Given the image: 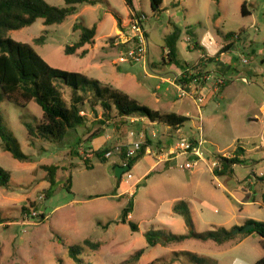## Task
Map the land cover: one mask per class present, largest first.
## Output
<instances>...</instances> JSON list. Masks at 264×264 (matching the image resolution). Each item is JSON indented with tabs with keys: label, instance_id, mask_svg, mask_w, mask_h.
<instances>
[{
	"label": "rangeland",
	"instance_id": "1",
	"mask_svg": "<svg viewBox=\"0 0 264 264\" xmlns=\"http://www.w3.org/2000/svg\"><path fill=\"white\" fill-rule=\"evenodd\" d=\"M46 1L65 6L64 0ZM96 1L95 5H79V12L62 24L47 26L44 19H38L9 36L32 45L55 68L99 79L141 105L190 120L163 136L162 126L146 127L147 122L132 121L134 117L125 124L108 121L101 118L100 107L95 113L86 104L82 108L85 127L71 130L62 141H48L30 135L27 127L43 121V110L35 101L27 107L3 101V124L30 160L15 159L3 149L0 139V166L10 173L9 184L0 185V212L5 219L0 224V264H77L68 253L73 245H83L84 261L89 264H256L264 257L262 238L256 233L223 245L188 238L166 246H149L145 234L162 230L167 235H188L192 228L198 233L230 230L244 226L249 219L264 223V0H163L157 12L150 0H133L134 9L125 0ZM244 2L248 15L242 13ZM136 12L145 17L149 64L131 62L115 44L120 29ZM77 24L97 26L95 44L85 47L89 51L85 57L64 51L79 39L80 31L74 29ZM174 32L178 41L173 63L166 54L170 51L167 39ZM231 32L236 33L231 38L233 50L202 65L203 53L196 44L215 52L226 44L223 34ZM190 73L201 79L190 80L192 87L187 89L189 84L179 79H189ZM167 79L180 87L165 82ZM219 79L225 84L214 90ZM204 84L212 91L207 88L199 93L197 97H208L199 108L194 97L196 88ZM64 92L68 98L69 90ZM93 132L103 133L95 138L96 146L107 137L99 146L111 149L106 162L93 154L96 150L88 149ZM200 136L207 141L211 156L231 158L241 145L245 148L241 159L247 162L235 164L232 172L221 176L200 162L188 171L153 169L142 179L155 164L152 151H161L163 145L167 153L181 140ZM138 141L147 148L152 146L129 170L133 178L128 185L127 175L118 181L115 170L122 166L123 150ZM51 165L59 170L48 196L51 185L46 167ZM130 202L133 211L128 220L136 224L137 231L121 222ZM180 203L190 209L192 226L174 212L173 207ZM86 239L90 244H84ZM96 243L98 248L93 246ZM140 249L145 252L135 261L133 256Z\"/></svg>",
	"mask_w": 264,
	"mask_h": 264
},
{
	"label": "trees",
	"instance_id": "2",
	"mask_svg": "<svg viewBox=\"0 0 264 264\" xmlns=\"http://www.w3.org/2000/svg\"><path fill=\"white\" fill-rule=\"evenodd\" d=\"M153 11H160L163 0H150ZM217 3L220 0H215ZM65 6L58 7L50 5L46 0H0V104L3 101H10L22 107H27L32 101H35L43 110V121L36 127L27 126L30 135L48 141H62L71 130H77L80 127H85L87 124L86 115L83 114V106L89 104L91 109L97 113V107L102 109V119L108 121H118L123 124L130 117L145 118L150 123H162L172 129L182 128L189 118L177 113H162L159 110H154L146 105H141L137 100L119 89H116L102 81L90 78L78 72H71L61 70L51 66L34 48L28 43H22L14 40L9 36L11 31L20 30L31 26L38 19H44V24L47 26L54 24H62L72 15H76L79 11L78 6L81 4L95 5L96 0H64ZM130 9H134L133 0H125ZM247 2L242 5V13L248 15L246 10ZM118 26L122 24L119 16ZM75 30H79V39L72 45L65 47V54L78 55L85 57L88 50L85 49L88 45L95 44V37L97 34V26L92 27L77 24L74 26ZM191 32L190 30L188 31ZM220 32V31H219ZM222 33V32H221ZM191 34V33H190ZM192 35V38L196 37ZM236 36V33L223 34L226 44L219 50V52L209 57L204 51V47L196 44V48L203 53L200 58L202 65L208 62L217 61L219 56L224 53L232 51L234 46L231 38ZM113 40V39H112ZM178 41V33L174 32L167 39V47H169L168 58L171 62H176V45ZM124 47V46H123ZM125 48V47H124ZM81 52L79 53V51ZM193 69L195 67H192ZM189 75V74H187ZM195 78L191 75L189 79H179L187 85L190 80ZM223 88V87H222ZM66 90H69V97H65ZM116 116H113V113ZM101 119V120H102ZM125 124V123H124ZM101 132H93L89 137L88 149L92 150V141L102 136ZM0 139L2 140V147L4 150L10 152L12 156L20 161H29L27 156L21 149V145L17 138L10 132L3 124V119L0 114ZM93 151V150H92ZM111 152L110 147L101 148L94 151L100 160L106 162L108 158L106 155ZM127 149L123 150L122 161H127L130 169L146 155L147 146L143 145L139 153L132 158L127 159ZM233 157L227 158L223 155H215L222 165L221 171L215 170V175H224L228 171H233V165L246 163V159H241L245 153V148L239 145L233 152ZM92 155V154H90ZM86 165L89 168V162ZM59 167L51 165L46 167L48 174V181L50 182L51 192L56 185V176ZM10 181V173L0 166V185L7 186ZM72 181V176L68 179V184ZM121 181V180H120ZM176 214L183 216L189 226H192L193 219L190 209L183 203L177 204L173 207ZM133 211L132 202L123 210L121 222L129 223L133 231H137L138 227L135 223L128 220L129 215ZM42 216H44L42 214ZM5 219L0 212V224H4ZM247 224H254L255 228L244 234H233V231L238 226L232 229L212 230L205 233H198L192 228L188 235H174L166 234L165 231L156 230L148 231L145 236L149 246L163 245L171 242H183L188 238H197L203 241H213L219 245L227 242L237 240L240 237L256 233L262 238V245L264 247V223L255 220L247 221ZM243 227V226H242ZM167 237V242L165 241ZM84 244H90V240L86 239ZM98 248V244H93ZM86 249L83 245H73L69 247V256L77 264H89L84 261V252ZM145 250H138L133 259L139 260ZM192 258L196 256L189 253ZM150 264H155L153 261ZM256 264H264V257Z\"/></svg>",
	"mask_w": 264,
	"mask_h": 264
},
{
	"label": "built area",
	"instance_id": "3",
	"mask_svg": "<svg viewBox=\"0 0 264 264\" xmlns=\"http://www.w3.org/2000/svg\"><path fill=\"white\" fill-rule=\"evenodd\" d=\"M144 18L145 17L141 16L140 13H134L128 24L125 25L124 28L120 29V34L116 36L115 44L118 47L120 46L125 51L131 62L149 64V38L144 28ZM168 55L169 52L166 54L167 58ZM191 75L193 74L190 73V76ZM209 78L210 76L207 77V79ZM200 79V77H195L194 81L198 82ZM224 84L225 80L219 79L216 83V87L219 88V86ZM177 87H180V85ZM180 91L183 93L182 96L185 95L183 89L180 88ZM205 99V97L201 96L194 97V100L199 103V108H201V104L205 101ZM206 144L207 141L203 136L181 140L174 148L170 149L162 156L161 161H170L177 155H184L186 160L176 165L179 170H193L197 168L200 162H204L208 167H210V169L214 171H221L223 169L222 165L217 158L209 155ZM142 146V142H134L131 147L127 149V159L135 157L142 149ZM111 155L112 153L109 152L106 157H110ZM222 155L228 158L227 155ZM210 156L211 158H208ZM122 164L123 166L128 165L127 161H123ZM125 175H127L128 178L126 181H129L132 178V175L129 171L126 172Z\"/></svg>",
	"mask_w": 264,
	"mask_h": 264
},
{
	"label": "crops",
	"instance_id": "4",
	"mask_svg": "<svg viewBox=\"0 0 264 264\" xmlns=\"http://www.w3.org/2000/svg\"><path fill=\"white\" fill-rule=\"evenodd\" d=\"M78 8H79V6H78ZM79 12V11H78ZM119 31V30H118ZM191 39L193 40V38H192V36H191ZM199 45H201L200 43H198ZM202 46V45H201ZM202 47H204V46H202ZM222 48V45H219L218 46V48L215 50V52H212V53H210L208 50H207V48L206 47H204V51L206 52V54L209 56V57H213V56H215L218 52H219V50ZM233 50V49H232ZM223 55V54H222ZM152 65L153 66H156V64L155 63H152ZM118 67V66H117ZM117 67H116V69H117ZM210 79V78H209ZM99 80V79H98ZM208 80V79H207ZM165 82H170L172 85H174L175 87H177V86H179V85H177V84H174V82L172 81V79H167V80H164ZM103 82V81H102ZM104 84L106 83V82H103ZM107 84H109V83H107ZM192 87V84H189L188 86H186L185 88H187V89H190ZM208 88V86H206V84H204L203 86H201V87H199V88H196V97L199 95V93H201L202 94V91H205L206 89ZM214 88V90H215V88H216V84H215V86L213 87ZM210 88H208V90H209ZM211 90V89H210ZM217 90V89H216ZM221 90V89H220ZM212 91V90H211ZM205 97H206V99H205V101L206 100H208V97H207V95H205ZM204 101V102H205ZM196 102V101H195ZM203 102V103H204ZM203 106H204V104H203ZM185 116V115H184ZM187 117V116H186ZM131 118V117H130ZM141 120L142 122H147V124H144L146 127H150L151 126V128H153L154 126H162V129H163V136H169L170 134H171V127H169V126H167V125H165V124H162V123H150V122H148V120H146L145 118H132V121H134V120ZM190 120V119H189ZM143 125V126H144ZM181 129V128H180ZM180 129H173V130H180ZM109 138H111L110 136H109ZM105 140H107V137H103V139H102V141H101V145L103 144V142H105ZM95 142H96V140L94 139L93 141H92V150H97V149H99V148H101V147H99V146H101V145H99V146H96V144H95ZM152 146V145H151ZM151 146H149L148 148H147V151H148V149L149 148H151ZM166 150H164L163 149V145H162V149H161V151H152V156H153V158H154V160H155V164L153 165V166H151V168L145 173V175L143 176V178L142 179H144V177H146L148 174V176H150V172L154 169L155 171L157 170V171H160V172H162V171H176V170H178V168H177V164H179V163H181V162H183V161H185L186 159H184L185 158V156L184 155H177V156H175V157H173V159H171L170 161H161V159H162V156L166 153L165 152ZM146 154H147V152H146ZM209 155H210V153H209ZM184 156V157H183ZM230 158V157H229ZM122 166H123V164H121ZM234 166V165H233ZM147 176V177H148ZM216 176H221V175H216ZM132 178H133V176H132ZM132 178L129 180V181H125V184H130V182H131V180H132ZM141 179V180H142ZM138 182H140V181H138ZM137 182V183H138ZM137 183H135V184H133V186L135 187V186H137L138 184ZM131 185V184H130ZM129 191H130V193L131 194H133L132 193V189L130 188V189H128ZM130 217H131V215H130ZM131 219H132V217H131ZM249 220H253V219H249ZM248 220V221H249ZM239 227V226H238ZM234 241V240H233ZM230 242H232V241H230Z\"/></svg>",
	"mask_w": 264,
	"mask_h": 264
},
{
	"label": "water",
	"instance_id": "5",
	"mask_svg": "<svg viewBox=\"0 0 264 264\" xmlns=\"http://www.w3.org/2000/svg\"><path fill=\"white\" fill-rule=\"evenodd\" d=\"M129 170H130V167L128 165L117 167L115 170V175H116L118 181H120L122 179L124 173L128 172ZM254 228H255L254 224H247V225H244L243 227H239V228L235 229L233 231V234L248 233V232L252 231Z\"/></svg>",
	"mask_w": 264,
	"mask_h": 264
}]
</instances>
